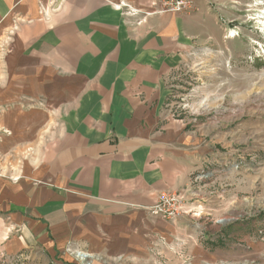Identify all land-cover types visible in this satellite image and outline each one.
<instances>
[{"label":"crops","instance_id":"crops-1","mask_svg":"<svg viewBox=\"0 0 264 264\" xmlns=\"http://www.w3.org/2000/svg\"><path fill=\"white\" fill-rule=\"evenodd\" d=\"M195 6L0 0V129L39 144L34 158L0 164V260L73 249L128 256L144 247L159 194L193 200L211 163L226 167L172 106L177 77L216 27L208 2Z\"/></svg>","mask_w":264,"mask_h":264},{"label":"rangeland","instance_id":"rangeland-1","mask_svg":"<svg viewBox=\"0 0 264 264\" xmlns=\"http://www.w3.org/2000/svg\"><path fill=\"white\" fill-rule=\"evenodd\" d=\"M190 1L196 10L197 0ZM205 1L201 8L216 22L213 37L177 77L172 106L212 142L226 167L212 162L192 189L193 214L180 219L183 225L149 218L144 247L128 256L73 249L56 259L36 251L0 264H264V0ZM7 109L0 106V116ZM9 136L15 143L5 153ZM17 136L0 129V164L39 152L34 140ZM37 141L41 149L49 140ZM19 146L28 157L15 153ZM79 252L89 255L84 262Z\"/></svg>","mask_w":264,"mask_h":264},{"label":"built area","instance_id":"built-area-1","mask_svg":"<svg viewBox=\"0 0 264 264\" xmlns=\"http://www.w3.org/2000/svg\"><path fill=\"white\" fill-rule=\"evenodd\" d=\"M161 11L163 13L181 14L190 11L192 3L190 0H160ZM195 196L194 192H190ZM196 197V196H195ZM191 200L188 191H165L159 194L151 213L166 221H176L182 219L184 215L193 214Z\"/></svg>","mask_w":264,"mask_h":264},{"label":"bare ground","instance_id":"bare-ground-1","mask_svg":"<svg viewBox=\"0 0 264 264\" xmlns=\"http://www.w3.org/2000/svg\"><path fill=\"white\" fill-rule=\"evenodd\" d=\"M235 36V33L234 32H231V34H230V37H234ZM78 258H79V260L80 261H85V259L89 256V255H87V254H84V253H77V255H76Z\"/></svg>","mask_w":264,"mask_h":264}]
</instances>
